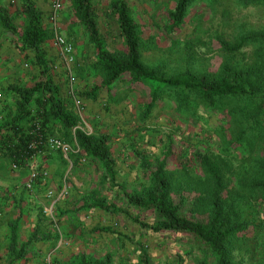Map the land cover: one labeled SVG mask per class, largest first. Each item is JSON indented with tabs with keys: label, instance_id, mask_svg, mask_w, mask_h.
<instances>
[{
	"label": "rangeland",
	"instance_id": "374dc122",
	"mask_svg": "<svg viewBox=\"0 0 264 264\" xmlns=\"http://www.w3.org/2000/svg\"><path fill=\"white\" fill-rule=\"evenodd\" d=\"M94 1L107 46L111 49L122 48L116 23L107 15L109 0ZM127 2L139 25L142 60L165 74H176L186 68L195 72H215L224 62L235 66L248 65L254 59L251 44L240 50L227 52L222 49L219 39L233 42L243 33L264 29V5L259 3L244 4L242 0H193L184 26L178 32L171 33L166 29V23L168 10L175 0ZM65 5V0H61L62 13L57 25L74 43L75 60L71 65V73L60 58L50 29L43 48L51 73L61 87L69 107L79 115L77 126L87 132L111 133L116 180L128 193H140L150 186L149 170L155 167L170 143V159L165 166L171 182L170 195L174 202L180 203V211L187 214H190L192 199L198 197L200 203L196 206L195 216L203 218L205 214L201 207H206L208 202L205 198L207 183L203 180L205 176L202 175L194 152L206 150L208 157L215 160H220V155L227 157L223 152L224 140L235 139L237 127H231L227 123L223 112L213 114L210 122L204 126L201 121L188 117L187 112L182 113L180 107L177 110L178 105L175 104L174 107L165 93L151 114L143 119L141 114L144 101L147 100V90L139 86L129 89L122 86L125 85L122 82L115 86V99L107 97L104 92L98 93L95 99L83 97L80 92L99 81L103 73L100 67L91 63L92 44L73 15L67 16ZM12 16L20 28L24 26L23 12L14 10ZM7 35L10 43L0 49V57L3 60V53L8 54L15 60V64L4 69V72L3 66L0 67V105H3L5 94L3 86L9 82L28 84L39 77L38 66L31 62V53L20 48L18 39L12 33ZM12 40L15 41L14 47L17 46L15 51L10 46ZM165 91L168 92V89L165 88ZM77 99L79 102H76ZM248 142L246 148H241L234 141L233 145L236 147L223 167V172L226 175L233 173L234 179L235 173L240 175V185L234 188L231 182L235 201L233 209L235 214L242 213V217L252 222V227L232 237L230 245L242 264H264V206L259 200L261 191L258 187L251 186L253 181L260 179L262 172L259 160L264 155V131L252 143ZM72 143H76L74 139ZM73 149L76 152L77 148ZM53 151L47 150L44 154L36 155L41 169L47 168L44 164ZM54 154L59 156L60 161L62 156L58 151H54ZM38 156L41 159L39 161ZM66 156L71 163L61 158L63 163L56 174L50 175L46 169L47 174L39 175L36 185L33 183L28 188L25 184L28 171L25 173V169L12 167V161L4 160L0 155V264L7 263L8 225L18 214L21 240L26 239L35 228L31 217L36 219L38 237H43L42 233L47 230L49 234H57L58 237L63 235V238L59 243L49 238L30 239V243L24 248L23 257L14 264H66L76 260L80 254L91 259H110L112 264H140L143 252L148 255L150 264H197L205 254L208 256L207 264H213L212 256L206 253V247L195 235L185 231H152L141 228L138 220L152 223L160 215L152 207L128 204L124 192L118 186L110 185L98 159L80 155L78 160H74V157H69L68 154ZM38 183L40 186H37ZM62 186L67 190L62 201L64 207H48L51 198ZM48 189H53L55 193L53 196L45 194L49 198L41 197L42 207L31 204L32 199L27 201L29 207L26 206L25 195H34L37 190L43 192ZM9 193H15L18 199L7 207L3 201ZM17 202L19 206L15 205ZM91 202L117 209L97 207L95 210H100L93 211L92 214L88 212L82 223L79 215L71 217L79 203H82L79 205L83 211ZM57 209L64 210L65 213L58 214ZM64 215L69 217L65 218ZM62 225H66V228ZM29 238L31 237L27 239Z\"/></svg>",
	"mask_w": 264,
	"mask_h": 264
},
{
	"label": "trees",
	"instance_id": "16d2710c",
	"mask_svg": "<svg viewBox=\"0 0 264 264\" xmlns=\"http://www.w3.org/2000/svg\"><path fill=\"white\" fill-rule=\"evenodd\" d=\"M192 2L193 0H175L168 10L166 29L169 32L176 33L182 29ZM242 2L264 5V0ZM65 4L64 11L69 16L73 15L75 22L82 26L92 44L91 63L100 67L103 73L99 81L80 92L83 97L95 99L98 93L104 92L111 98L117 90L115 86L122 82L125 84L122 86L129 89L139 86L147 90L148 96L141 114L143 119L151 114L165 93V97L172 100L174 107L178 105L177 110L180 107L182 113L187 112L188 117L201 121L204 126H207L213 114L223 112L227 123L231 127H237L236 140H224L223 152L227 157L220 155V160H215L208 157L206 150L194 152L202 175L205 176L203 180L207 183L205 198L208 202L206 207H201L205 215L201 219L195 216L196 206L200 203L198 197L192 199L190 214H187L180 211V203L174 202L170 195L171 182L165 171L167 160L170 159V143L162 158L149 170V187L136 194L128 193L121 187L114 171L111 133L87 132L77 126L79 115L69 107L61 87L51 73V66L43 48V43L50 35V27L43 23L41 12L30 0L22 3L24 26L21 28L12 14L0 7L1 28L18 39L22 50L31 53V62L38 66L39 71V77L28 84L9 82L3 86V93L6 95L4 100H9L6 105H0V155L4 160L16 161L18 168L26 169L28 157L34 150L28 147V142L37 132L42 137L56 135L69 143L74 139L77 150L69 151V157L78 160L80 155H85L98 159L103 165L105 177L124 192L128 204L152 207L158 212L160 218L156 222L138 220L141 228L191 233L206 247V253L213 258V264H242L231 248V239L252 227V222L242 217V213L235 214L232 190L241 184V178L238 173H235V179L233 173L226 175L223 167L236 147L233 145L234 141L239 147L246 148L248 141L252 143L264 131V29L243 33L233 42L219 39L222 49L227 52H234L251 44L254 59L248 65L235 66L224 62L215 72H195L186 68L176 74H165L142 60L140 29L127 0H109L108 4L107 15L115 21L122 44L119 49L107 46L94 0H65ZM165 88L168 92H164ZM59 155L62 156L60 151ZM259 168L262 171L260 179L253 181L251 186L258 187L261 191L259 200L264 206V155L260 157ZM19 220L20 214L9 221L6 264H14L21 259L24 248L31 241L30 238L20 239ZM207 257L205 254L197 264H207ZM140 260V264H150L145 252ZM66 264L112 263L110 259L97 260L80 254L76 260Z\"/></svg>",
	"mask_w": 264,
	"mask_h": 264
},
{
	"label": "crops",
	"instance_id": "0c3cea01",
	"mask_svg": "<svg viewBox=\"0 0 264 264\" xmlns=\"http://www.w3.org/2000/svg\"><path fill=\"white\" fill-rule=\"evenodd\" d=\"M23 1L24 0H0V7L7 9V11L10 14H12L14 10L15 11H19L20 13H22V12L24 13V11L22 9V3H23ZM30 1L41 12L43 23L46 26L50 27V29L52 31V23L50 22L48 15H49V11L51 9V3H52L53 0H30ZM61 13L62 12L60 10V14ZM67 16H69V15L67 14ZM7 34H9V32H5L1 28V26H0V49L3 48L5 45H7L8 41H9V36ZM65 36L70 41H72L67 35H65ZM11 42H12V45H10V46H12V51L17 50V46L14 47L15 46V43H14L15 41L12 40ZM72 43H73V41H72ZM73 45H74V43H73ZM14 64H15V60H12V57H10V55L3 53V60L0 57V67L3 66V72H4V69L9 68L10 66H13ZM114 96H115V93H114L113 97ZM4 98H5V95H3V105H6L9 99L4 100ZM9 98L12 99V97H9ZM115 98H116V96L114 97V99ZM70 144H71L72 148H75L76 149V147H75V145L73 143H70ZM46 151L42 152L41 154H44ZM54 151H57V150H54ZM54 151L51 154V157L48 158V161L44 164V166L47 167L46 169L49 170L50 175L51 174L54 175V174L57 173L58 170H60V167L62 166L61 164L63 163V161L61 160V158H65L66 161L69 160L68 157L61 152L62 153V157L60 158V161H59V156L56 155V154H54ZM71 151L74 152L75 150L73 149ZM58 153H59V151H58ZM39 160H41L40 159V156H38V161ZM114 160H115V158H114ZM69 162L71 163L70 160H69ZM26 171H28V167L25 169V173H26ZM54 179H56V178H54ZM34 185H36V181L34 182ZM110 185L116 186V185H114L112 183ZM37 186H40V184L37 185ZM63 190H65L64 193H63ZM52 191H53V195H54L55 192H54L53 189H52ZM66 192H67V190L64 188V186H62V188L60 189V191L57 194H55L53 196V198H51V201H50V204L49 205H52V207H62L63 206L62 205V201H63L64 197L66 196ZM62 193H63V195H62ZM45 194H46V190L43 191V192L41 190H37V192H35L34 195H28V194L25 195V198H26L25 204H26V206L29 207V204L27 203V201L32 199L33 203H31V204L36 205V207H42V205H41L42 198L41 197L44 198L46 196ZM18 196L20 197L22 195H18ZM47 198H49V197H47ZM17 199H18V197L15 195V193H9L8 196H7V199H5V201H3V203L6 202L7 207H10L11 205H13V203H15L13 201L14 200H17ZM79 204H82V203H79ZM79 204L78 205L76 204L77 206L75 208V211H73L74 213H72L71 217H74V216L76 217V216L79 215L78 217L81 218L80 220H82L81 223L83 222L84 216H88L87 215L88 212L92 214V213H94L93 211H95V212L99 211L100 209L95 210L97 207L103 208V209H117L116 207H108L107 205H105V207H104V204H101L99 202H91L90 205L89 206H86L87 208L83 209V211H82V210H80L81 206ZM15 205L16 206H19V203L17 202ZM22 205H23V202H22ZM57 212H58V214L65 213L64 210H61V209H57ZM64 217L65 218H68L69 216L68 215H64ZM31 219L33 220L32 226H34L35 228L33 227L34 229H32V231L30 232V234L28 236V237H31L30 239H32V238L33 239H39V238H42V239L45 238L46 239V238H49L51 240L54 239V241H57L56 243H59L60 242V239L63 238L62 237L63 235L60 236V237H58L57 234H55V235L53 233H50L49 234V231H47V230H45V232L42 233V234H44L43 237H38L37 236V233H36V225H37L36 219H34V217H31ZM62 226H63V228H66L65 227L66 225H62ZM8 229H9V227H8ZM75 235H76V233L74 232L73 233V236H75ZM64 236H66V235H64ZM26 239H23V240H26Z\"/></svg>",
	"mask_w": 264,
	"mask_h": 264
},
{
	"label": "built area",
	"instance_id": "2783aa9c",
	"mask_svg": "<svg viewBox=\"0 0 264 264\" xmlns=\"http://www.w3.org/2000/svg\"><path fill=\"white\" fill-rule=\"evenodd\" d=\"M61 10V0H53L51 3V9L49 11V20L52 23V31H53V41L56 47L59 50L60 58L65 63L68 71L71 73V65L74 62V45L73 43L65 36L64 33L61 32L57 25V21L60 15ZM76 102H79L77 99ZM28 147L34 149L33 152L30 153L28 157V175L25 180V184L28 188L33 186L35 179L39 175H46L47 170L41 169L38 167L36 155L45 150H59L64 155H67L69 151L73 150L71 144L65 140H62L56 135H47L42 137L40 133L37 132L35 137H33L28 142ZM12 167H17V162H11ZM47 196H53L52 189H48L46 191ZM48 207H52L49 205Z\"/></svg>",
	"mask_w": 264,
	"mask_h": 264
}]
</instances>
